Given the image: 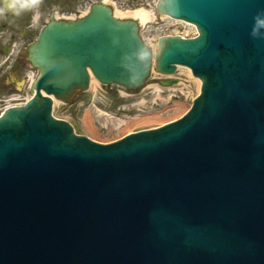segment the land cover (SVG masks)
Instances as JSON below:
<instances>
[{
  "label": "water",
  "instance_id": "1",
  "mask_svg": "<svg viewBox=\"0 0 264 264\" xmlns=\"http://www.w3.org/2000/svg\"><path fill=\"white\" fill-rule=\"evenodd\" d=\"M156 11L197 34H164L153 53L138 21L95 2L30 44L33 95L0 116V264H264V39L251 35L264 0ZM152 63L161 85L177 65L201 80L178 118L102 143L53 115L92 77L139 88Z\"/></svg>",
  "mask_w": 264,
  "mask_h": 264
},
{
  "label": "rangeland",
  "instance_id": "2",
  "mask_svg": "<svg viewBox=\"0 0 264 264\" xmlns=\"http://www.w3.org/2000/svg\"><path fill=\"white\" fill-rule=\"evenodd\" d=\"M156 1L145 0L144 3L123 8L116 5L111 6L115 15L119 9V11L126 10L125 12L145 9L155 14L153 21L144 25L140 24L141 36L153 53L157 51L158 38L164 34H180L189 37L194 36L196 32L192 26L168 17L164 18L166 15L157 14ZM63 4V0H39L36 6L20 11V14L27 15L29 23L32 24L31 27L25 28L27 34L24 39L28 45L36 39L41 27L49 20L51 11L68 8L66 4V6ZM0 7H2L1 3ZM3 15L4 13L0 14V18ZM14 15L17 14H11L12 17ZM1 27L0 23V35L2 36L0 39H3L4 34ZM27 66V73L38 74L37 68L30 66L29 63ZM20 76L23 77V75ZM166 76L158 73L152 63L149 76L137 89L128 90L115 84L102 85L93 78L92 85L90 84L87 91L79 92L67 103L61 102L56 105L53 111L54 116L70 121L74 124L77 133L86 134L99 142H110L126 133L161 125L183 114L190 107L192 99L199 93L198 85L190 77L187 68L178 69L173 75H169L177 79L176 84L161 85L159 80ZM25 80L22 79L21 82ZM26 84L27 81L20 88L21 90H16L15 94L24 97L27 91ZM4 89L0 81V97ZM19 102L22 101H14L10 98L4 101L0 98V112L7 105L16 106L20 104Z\"/></svg>",
  "mask_w": 264,
  "mask_h": 264
},
{
  "label": "flooded vegetation",
  "instance_id": "3",
  "mask_svg": "<svg viewBox=\"0 0 264 264\" xmlns=\"http://www.w3.org/2000/svg\"><path fill=\"white\" fill-rule=\"evenodd\" d=\"M109 1L106 4L111 6L114 3V5L123 8L124 6H135L144 3L145 0ZM63 2V5L66 4L68 8H61V11L56 9L51 11L50 18L59 16L64 19H78L84 16L93 3L104 2V0H63ZM1 6H3L2 3ZM39 9L41 10V6ZM13 13L11 10L5 11L2 18H0L4 34V38L0 39V81H2L5 88L0 98H3L4 101L9 98L14 99V101H21L24 98L20 94H15V92L18 89L21 90L20 88L25 85V81H28L30 77V73H27V64L29 63L30 66H33L28 59L30 44L28 45L24 39V36L27 34L25 28L31 27L32 24L29 23V19L25 13L12 17L11 14ZM0 37L2 36L0 35ZM20 75H23V77ZM22 79L26 80L21 82Z\"/></svg>",
  "mask_w": 264,
  "mask_h": 264
},
{
  "label": "bare ground",
  "instance_id": "4",
  "mask_svg": "<svg viewBox=\"0 0 264 264\" xmlns=\"http://www.w3.org/2000/svg\"><path fill=\"white\" fill-rule=\"evenodd\" d=\"M108 2H110L109 0H104V3H108ZM112 2V1H111ZM114 4V3H113ZM114 14H115V12H114ZM116 15H117V17H120V18H127V17H131V18H135L141 25H144V24H146V23H148V22H151V21H153L154 20V18H155V14L154 13H152L151 11H148V10H145V9H137V10H134V11H129V12H125V11H116ZM115 15V16H116ZM164 15H166V14H163V16ZM171 18L172 20H175V21H177V22H181V23H184L185 25H187V26H192V28H195V31L197 32V28H196V26L193 24V23H191V22H188V21H185V20H182V19H176V18H172V17H170L169 15H166V16H164V18ZM187 68L188 70H189V75H190V77L197 83V85H198V91L200 92V87H201V80H200V78L199 77H197V76H194L193 75V73H192V71H191V69L189 68V67H187V66H184V65H177V70L178 69H183V68ZM30 76V75H29ZM167 77V76H166ZM35 77H31L30 76V79H34ZM93 79V78H92ZM91 79V85H92V82H93V80ZM31 94L33 93V91H31L30 92ZM30 96V94L27 96V97H29ZM61 102L60 101H58V100H56V99H54L53 100V111H54V107L56 106V105H58V104H60ZM10 106H14V105H10ZM16 106H18V105H16ZM9 107V106H8ZM7 107V108H8ZM4 110V109H3ZM1 111L2 113H1V115L2 114H4V112H5V110L4 111ZM54 114V113H53ZM0 115V116H1Z\"/></svg>",
  "mask_w": 264,
  "mask_h": 264
},
{
  "label": "clouds",
  "instance_id": "5",
  "mask_svg": "<svg viewBox=\"0 0 264 264\" xmlns=\"http://www.w3.org/2000/svg\"><path fill=\"white\" fill-rule=\"evenodd\" d=\"M0 3L3 4V6L0 7V14H3L7 10H11L19 15L21 10L36 6L39 0H0ZM254 19L255 24L251 35L253 38L264 39V30L257 31V29H261L262 26H264V12L258 13Z\"/></svg>",
  "mask_w": 264,
  "mask_h": 264
}]
</instances>
